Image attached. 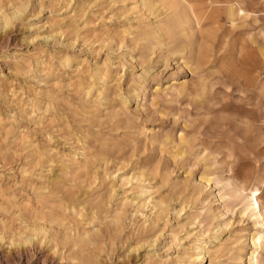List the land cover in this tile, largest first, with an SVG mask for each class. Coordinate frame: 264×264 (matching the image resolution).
<instances>
[{"label": "rangeland", "instance_id": "374dc122", "mask_svg": "<svg viewBox=\"0 0 264 264\" xmlns=\"http://www.w3.org/2000/svg\"><path fill=\"white\" fill-rule=\"evenodd\" d=\"M256 183L264 0H0V264H248Z\"/></svg>", "mask_w": 264, "mask_h": 264}, {"label": "bare ground", "instance_id": "6f19581e", "mask_svg": "<svg viewBox=\"0 0 264 264\" xmlns=\"http://www.w3.org/2000/svg\"><path fill=\"white\" fill-rule=\"evenodd\" d=\"M138 1H141V0H138ZM209 2V1H208ZM151 3V2H150ZM141 4V3H140ZM147 4V3H146ZM139 5V4H138ZM189 5V3H188ZM141 6V5H140ZM145 7V6H144ZM26 8V7H25ZM189 9H190V12H192L194 14V18L196 20V23L199 24V22L203 19V17L205 16L204 13L202 14H195L193 12V8L189 5ZM228 13L229 15L231 16L232 15V11H233V8L232 7H229L228 8ZM18 13V12H17ZM19 14V13H18ZM151 14V13H150ZM11 18H17V14L15 13L12 17H8V16H5L3 18V26H5L6 24L9 23V21L11 20ZM130 25V24H129ZM58 31V30H57ZM156 31L157 33L159 34V36L162 35V30L159 26H156ZM169 34V33H168ZM202 34V33H201ZM201 36V35H200ZM51 37V36H50ZM138 38V37H137ZM142 41V40H141ZM184 53L185 51L184 50H180L178 52V55L181 56V58H183L184 56ZM132 57V56H131ZM124 67V66H123ZM145 68V67H144ZM149 69V67H148ZM142 70V69H141ZM142 74L145 76H147L151 70H144V71H141ZM141 78V77H140ZM171 82L173 83V79L171 80ZM171 83V84H172ZM131 87V86H130ZM98 92V91H97ZM137 94V93H136ZM119 97V96H118ZM137 97V95L135 96ZM126 103V102H125ZM134 176V175H133ZM143 176V175H142ZM203 183H204V187H212V180L209 179V178H203ZM142 183V182H141ZM228 185H232V182L231 181H228ZM262 184H252L250 187H248L247 185L245 184H241V185H238L235 189L236 191V194L237 196L240 198L241 200V208H240V215L242 216H247L248 219H252L254 220V232L251 234V236L249 237L248 239V244L246 245L249 246V248L251 249V252H250V255L248 256V264H261L259 262V257L262 256V254H264V209H263V206H262V203H261V199H260V194H261V191H260V187H261ZM142 196V194H141ZM144 196V195H143ZM223 196L220 194V192H218L216 194V200L217 201H220L222 200ZM139 200V199H138ZM147 200V199H146ZM145 200V201H146ZM158 201V200H157ZM160 202V201H159ZM167 205V203H166ZM30 227V226H29ZM33 227V225L31 226ZM35 228V226L33 227ZM33 231V229H32ZM22 234V233H21ZM34 235V234H33ZM37 235V233H36ZM2 236H4L2 234ZM35 237V236H33ZM33 237L32 235L30 236L28 234V237H26L24 239L23 242H19L17 243V240H16V245L20 246H24L22 244H28L33 242ZM37 237V236H36ZM39 237V236H38ZM6 238V237H5ZM41 238V237H40ZM11 239V238H10ZM38 239V238H37ZM44 239V238H42ZM40 239V242L41 240ZM203 238H201L202 240ZM3 240V237L0 236V241ZM50 240V239H49ZM2 242V241H1ZM202 242V241H201ZM13 245H15L14 241L11 242ZM203 243V242H202ZM5 244V243H3ZM47 244H48V241H47ZM10 245V244H9ZM219 245V240L217 238V235L215 233H213L210 237H208V239L204 242V245L202 247H196V249H199L198 253L194 256V261H198V260H201L202 258H204L205 254H209L210 252V247H213V249H217ZM33 246V245H32ZM27 247V246H26ZM246 247H243V249H240V251L242 253L246 252ZM247 253V252H246ZM190 254V253H189ZM236 256V255H235ZM242 259H243V256L240 257V259L238 260V262H242ZM200 264V262H199ZM203 264V263H202ZM208 264H211V263H208Z\"/></svg>", "mask_w": 264, "mask_h": 264}]
</instances>
